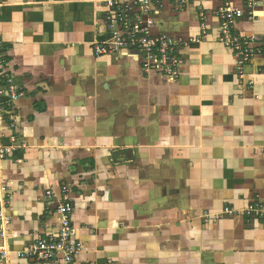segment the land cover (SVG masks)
I'll return each mask as SVG.
<instances>
[{"label":"crops","instance_id":"0c3cea01","mask_svg":"<svg viewBox=\"0 0 264 264\" xmlns=\"http://www.w3.org/2000/svg\"><path fill=\"white\" fill-rule=\"evenodd\" d=\"M158 1L142 19L182 43L174 81L127 51L96 56L105 0H0L5 72L22 94L0 98L12 251L0 264H50L15 252L57 234L65 189L73 264H264V223L219 216L264 202V45L240 77L219 13H244L232 36L263 38L264 0Z\"/></svg>","mask_w":264,"mask_h":264},{"label":"built area","instance_id":"2783aa9c","mask_svg":"<svg viewBox=\"0 0 264 264\" xmlns=\"http://www.w3.org/2000/svg\"><path fill=\"white\" fill-rule=\"evenodd\" d=\"M109 6L107 27L110 39L95 43V54L101 57L109 54H117L127 51L139 56L141 66L146 73L156 71L174 81L180 76V67L183 59L179 53L181 42L165 36H153L150 33L151 22H144L142 15H147L152 6L158 4V0H128L126 3L120 0H105ZM178 6H183L186 1L175 0ZM254 0H248V6L253 8ZM138 8L136 14L133 9ZM251 14V13H250ZM222 41L227 48L233 50L237 58V71L240 77H244V69L251 62L256 52L264 45L263 38H243L232 36L236 19L243 18L244 13L226 5L220 9ZM250 17V15H249ZM7 62L3 55V42L0 38V98L6 94L10 96L9 106L17 101L22 94L11 84L8 74L5 72ZM12 141H15L12 138ZM11 153V148L0 144V161H3ZM65 201L58 207L60 215V228L56 235L39 238L28 248L15 252L19 258L33 259L40 263L73 264L75 257L81 252L82 245L73 238L74 224L71 219L73 212L72 203L65 189ZM10 204V195L7 183L0 181V256L7 259L11 250L7 245V232L5 227L9 225L7 209ZM242 214L247 218L256 219L264 223V202H256L241 211L231 207L223 209L219 216H235Z\"/></svg>","mask_w":264,"mask_h":264}]
</instances>
